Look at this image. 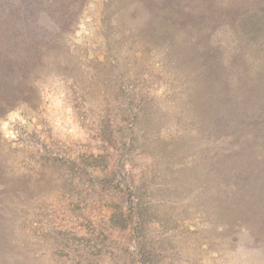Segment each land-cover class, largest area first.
<instances>
[{"label":"trees","instance_id":"trees-1","mask_svg":"<svg viewBox=\"0 0 264 264\" xmlns=\"http://www.w3.org/2000/svg\"><path fill=\"white\" fill-rule=\"evenodd\" d=\"M92 2L0 0V118L37 110L45 80L61 81L75 113H100L90 166L121 194L122 221L144 223L142 191H169L222 253L252 243L264 264V0H100L82 38ZM5 151L0 137V264H30L31 178ZM57 165L46 158L37 183Z\"/></svg>","mask_w":264,"mask_h":264},{"label":"rangeland","instance_id":"rangeland-1","mask_svg":"<svg viewBox=\"0 0 264 264\" xmlns=\"http://www.w3.org/2000/svg\"><path fill=\"white\" fill-rule=\"evenodd\" d=\"M100 12V0H93L77 35L84 38L94 30ZM41 99L37 110L14 109L0 118L9 172L31 178L30 264H141L142 253L146 264H263L252 243L222 253L218 233L210 230V224H202L197 214L193 217L194 210L173 209L169 191H142L144 223L122 221L119 209H126L121 194L99 181L106 178L105 172L90 166L95 165L91 157L101 145L94 138L92 117L100 113H75L64 84L54 78L45 80ZM164 110L161 114L167 115ZM120 153L110 149L101 155L107 154L113 163ZM48 157L57 158L56 172L53 179L38 184L37 174ZM129 159L136 167L146 164L142 154Z\"/></svg>","mask_w":264,"mask_h":264}]
</instances>
